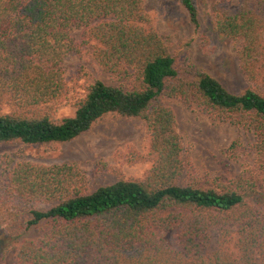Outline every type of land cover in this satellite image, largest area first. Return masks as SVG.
Segmentation results:
<instances>
[{"label": "trees", "instance_id": "1", "mask_svg": "<svg viewBox=\"0 0 264 264\" xmlns=\"http://www.w3.org/2000/svg\"><path fill=\"white\" fill-rule=\"evenodd\" d=\"M178 1L198 28L197 0ZM210 24L241 39L243 73L264 79V0H239L235 7L215 0ZM74 27L117 83L88 82L73 99V114L56 117L57 105L78 84H68L63 66L68 55L83 56ZM165 99L251 128V147L264 166V95L252 88L232 93L183 50L171 53L143 0H0V109L9 107L0 112V142H67L115 114L143 120L149 146L133 160L120 156L129 165L151 162L144 177L119 173L91 192L76 163L12 165L9 196H0V225L13 232L12 206L26 203L19 205L29 214L22 229L43 231L35 240L11 232L14 242L6 247L17 264H264V207L254 181L193 182ZM39 202L50 206L40 209Z\"/></svg>", "mask_w": 264, "mask_h": 264}, {"label": "rangeland", "instance_id": "2", "mask_svg": "<svg viewBox=\"0 0 264 264\" xmlns=\"http://www.w3.org/2000/svg\"><path fill=\"white\" fill-rule=\"evenodd\" d=\"M143 1L145 9L154 17L156 29L171 53L177 54L183 50L192 64L215 77L232 93L252 88L264 95V79L249 80L242 71L237 56L241 39L224 37L212 29L211 5L215 0H197L198 28L190 22L187 11L178 0ZM226 1L232 7L239 2ZM71 33L74 39L81 43L83 56L70 54L63 61L65 77L71 79L68 84H78L67 98L57 105L56 117L73 114V99L82 95L83 85L88 82L100 79L108 84L117 83L111 73L99 65L93 53V46L83 41L81 29L74 27ZM165 102L176 114V129L189 156V161L185 164L191 180L203 186L211 185L213 181L234 178L254 181L256 198L259 207L263 208L264 166L258 163L257 155L251 147L255 139L254 131L249 127L214 119L195 104H185L176 99H165ZM8 109L9 107H3L0 112H7ZM146 135L143 120L109 114L94 123L89 130L67 142H0V196H9L7 192L10 193V167L20 161L44 165L76 163L83 174L86 192L114 182L119 173L126 178L144 177L151 167L150 161L138 160L129 165L126 160H133L136 152L144 154L148 150ZM120 153L126 155V160ZM15 198L11 196L8 199ZM8 203L12 204L10 201ZM36 204L40 209L50 206L49 203L43 202ZM17 205L27 208L31 204ZM18 206H12L18 221L12 222L13 232H8L5 222L0 225V257L4 258V264H17L14 254L6 247L8 243L14 242L11 232L20 238L34 240L43 232L35 225L22 229L21 226L29 219V214ZM166 237L169 238V233ZM214 244L212 237L207 250L212 249Z\"/></svg>", "mask_w": 264, "mask_h": 264}]
</instances>
